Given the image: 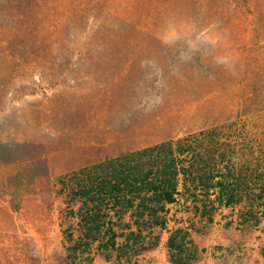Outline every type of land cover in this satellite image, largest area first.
Instances as JSON below:
<instances>
[{
    "label": "rangeland",
    "instance_id": "374dc122",
    "mask_svg": "<svg viewBox=\"0 0 264 264\" xmlns=\"http://www.w3.org/2000/svg\"><path fill=\"white\" fill-rule=\"evenodd\" d=\"M166 141L240 183L193 228L264 264V0H0V264H95L81 170Z\"/></svg>",
    "mask_w": 264,
    "mask_h": 264
},
{
    "label": "trees",
    "instance_id": "16d2710c",
    "mask_svg": "<svg viewBox=\"0 0 264 264\" xmlns=\"http://www.w3.org/2000/svg\"><path fill=\"white\" fill-rule=\"evenodd\" d=\"M200 159L195 149L174 148L171 141H166L81 170L89 182L84 185L78 182L77 188L73 190V198L83 202L89 214L93 213L81 216L85 227L84 238L95 241L100 236L101 227L107 222V215L101 213L102 207L117 217L123 212L132 211L137 220L147 217L145 222L138 225L146 227L149 224L164 229L166 223L161 213L165 212L167 204L175 202L184 191L190 193L194 202H206L199 200L198 194L209 198L211 189H217L219 202H225L226 205L240 202L237 198L241 192L239 180L230 174H218L223 180L218 181L217 174L210 168L212 156L206 164L209 171L199 165ZM179 187L183 191H179ZM86 205H90L89 208ZM244 221L246 217L241 215V222ZM186 237L185 231L176 229L169 239L168 247L177 250V256L172 255L170 258L172 264H188L195 260V252L187 253L184 250L185 244L193 246ZM155 238L157 240L159 237ZM112 239L111 235L109 241ZM155 243L153 241L150 245L154 246ZM78 246L72 250L76 251ZM108 246H113V243L107 242L103 248L107 249ZM180 253H184V256H179Z\"/></svg>",
    "mask_w": 264,
    "mask_h": 264
},
{
    "label": "crops",
    "instance_id": "0c3cea01",
    "mask_svg": "<svg viewBox=\"0 0 264 264\" xmlns=\"http://www.w3.org/2000/svg\"><path fill=\"white\" fill-rule=\"evenodd\" d=\"M179 191L183 189L179 187ZM187 193L184 191L175 202L165 206V212L161 213L166 223L164 229L149 224H146V227L138 225L145 222L147 217L137 220L132 211L123 212L117 217L112 211L102 207L101 213L107 215V222L101 227L102 232L95 241L84 238L85 227L81 216L89 213L83 202H80L81 206L75 215L79 231L77 244H93L95 264H172L170 258L172 255L177 256V250L169 248L168 241L176 229H182L187 234V240L193 245L185 244L184 250L187 253L195 252V260L188 264H251L253 251L247 252L241 259L237 258V251L233 249L237 235L232 230L225 231L220 226L218 230L210 228L209 231L199 232L192 226L193 221L212 224L215 220H222L231 222V226L237 222L241 223V213L238 214L235 209L241 202L230 205L219 202L217 189L210 190V193H213L209 196L213 197L211 202H194L191 196L187 200ZM111 235L113 239L109 241ZM156 236L159 237L157 240ZM153 241L156 243L151 246ZM107 242H112L113 246L105 249L103 245ZM219 244L224 248H213V245ZM179 256H184V253Z\"/></svg>",
    "mask_w": 264,
    "mask_h": 264
},
{
    "label": "bare ground",
    "instance_id": "6f19581e",
    "mask_svg": "<svg viewBox=\"0 0 264 264\" xmlns=\"http://www.w3.org/2000/svg\"><path fill=\"white\" fill-rule=\"evenodd\" d=\"M1 220H0V230H3V231L4 230H10L15 226V225L11 226L10 221H7L6 225H2Z\"/></svg>",
    "mask_w": 264,
    "mask_h": 264
},
{
    "label": "clouds",
    "instance_id": "9594fccd",
    "mask_svg": "<svg viewBox=\"0 0 264 264\" xmlns=\"http://www.w3.org/2000/svg\"><path fill=\"white\" fill-rule=\"evenodd\" d=\"M224 62H225V61H221V63H224ZM158 102H162V101H161V98L159 99V101H158Z\"/></svg>",
    "mask_w": 264,
    "mask_h": 264
}]
</instances>
